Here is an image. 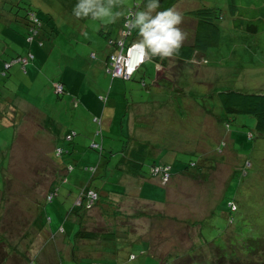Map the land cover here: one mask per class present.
<instances>
[{"label":"rangeland","instance_id":"rangeland-1","mask_svg":"<svg viewBox=\"0 0 264 264\" xmlns=\"http://www.w3.org/2000/svg\"><path fill=\"white\" fill-rule=\"evenodd\" d=\"M181 1L172 8L182 15L179 27L186 33L184 41L187 42L193 34L195 19L184 16L192 0ZM76 2L0 0V207L7 210L0 216V232L6 230L11 234H7L6 240L19 238L22 250L32 257L36 254L40 257L42 253L41 262L37 257L38 264L48 259L51 264L55 261V264H91L87 258L72 253L70 258L61 251L59 247L64 248L62 237L66 234L57 233L51 242L48 234L32 222L40 212L51 219L44 222L45 230L55 231L57 224L64 225L74 239L75 231L70 227L76 228L78 224L74 225L75 217L69 213L73 211L82 183L110 193L132 216L121 223L128 226L131 240L146 241L152 248L159 246L168 250L178 243L191 247L198 238L186 221L208 218L216 207L220 209L216 213L219 225L221 217L227 215L226 204L231 198L239 206L248 200L255 212L240 207L238 216L263 221L264 138L249 139L248 132L255 125L252 116L230 115L229 130L221 122L216 123L215 118L222 112L220 91L264 93V31L249 34L236 30L229 0H193L188 10L207 5L221 12V19L217 20L221 42L207 50V61L199 60L196 65L168 57L169 68H163L145 56L144 60L147 59L140 70L125 80L112 76L105 64L107 54L113 50L109 47L110 38L118 33L121 17L109 24L75 18L72 9ZM119 2L124 7L113 11H125L127 5L140 0ZM29 7L41 23L37 32L32 30V36L25 20L29 14L25 8ZM103 26L110 27L111 32ZM19 57L23 62L17 61ZM61 79L68 89L59 95L54 82ZM102 94L107 95L106 104L100 99ZM73 99L79 107H74ZM72 129L77 135L66 146L74 144L75 152L66 159L70 162L66 166L72 164L74 170L67 173L66 183L58 182L59 194L49 202L47 189L57 181L59 168L45 161L49 156L58 163L60 158L51 149L47 156L44 143L51 144L57 137L50 130L62 134ZM100 130L102 134L97 135ZM230 130L234 134L232 139ZM135 139L149 144L142 161L143 176L151 175L154 163L171 169L175 178L164 181L167 192L158 184L157 177L138 186L132 177L123 178V172L116 168L122 150L125 153ZM222 141L228 145H222L224 150L220 154L217 147ZM94 142L102 144L103 149H93ZM206 155L217 165L206 177L203 173L196 177L180 174L184 170L195 171V167L188 169V165L202 161ZM85 165H98L95 175L85 170ZM125 187L127 193L123 195ZM157 193H165L167 202L159 204L163 198ZM89 212L98 218L97 224H103L99 207ZM15 215L20 216L27 229L21 226V231L20 228L11 230L9 221ZM28 229L32 233L23 236V230ZM132 251L138 259L127 261L129 250H126L121 252V264H138L148 259L140 257L137 246L130 247Z\"/></svg>","mask_w":264,"mask_h":264},{"label":"trees","instance_id":"trees-1","mask_svg":"<svg viewBox=\"0 0 264 264\" xmlns=\"http://www.w3.org/2000/svg\"><path fill=\"white\" fill-rule=\"evenodd\" d=\"M160 3L161 8L158 10H163L165 8H172L178 3V0H160ZM141 7H143V5H141ZM25 9L29 12L25 20L29 28V36H32V30L37 32L39 28L37 26H41V23L39 24L40 18L35 13L31 14L33 11L30 7ZM134 10L135 9H133V11ZM229 11L232 16V24L236 30L244 31L249 34H258L264 31V0H229ZM186 15L195 19L192 37L190 41H183L178 53L171 57H177L184 62L198 65L197 62L199 60L205 59L207 61L205 53L209 48L220 45L221 28L217 23V20L221 19V12L217 7L204 5L200 7L197 6L194 10L187 11ZM36 19L38 22L36 21L35 23L34 21ZM124 22L122 21L119 30V39L110 38L109 47H112L113 50L106 56L105 64L107 70L114 77H122L115 76L110 71L113 69L110 56L114 52L118 53V41L126 38L125 41L127 44H133L139 39L136 30L126 29L124 27ZM100 31L103 35L107 36L104 30L100 29ZM123 31L130 35L123 37ZM107 38H109V36H107ZM32 56L34 57V55ZM150 59L155 61L157 65H162L163 68H169V64L167 63L168 58L161 60L159 57H152ZM17 61L23 62L20 57ZM144 63L145 61L135 71H139ZM5 64H8V62H5ZM11 64L12 63H10V65ZM180 70L184 69L180 68ZM135 71L129 78H122L125 80L131 79ZM179 73L180 72L177 73V77ZM165 76L170 78L168 72H165ZM176 78L174 80H176ZM164 80H167V78ZM169 81H172V79ZM54 89L59 95L67 93L68 88L64 79L55 81ZM218 96L222 112H220L216 118L214 117L216 123L219 124V122H221L225 128L229 130L231 127L230 115H249L255 119L254 128L250 129L248 132L249 139L253 137L264 138V93L225 89L220 91ZM100 99L104 101V104L107 103V95H100ZM73 105L74 107L80 106V104L77 103V100L74 101V99ZM96 120L101 123V118L97 117ZM49 132L52 133L53 136L57 135V137L53 138L51 144L48 141L44 143V146L47 145V148L44 147L45 154L48 156L47 153L51 149L54 150L55 155L60 158V162L58 163L52 160L49 156L47 157L49 159H46L45 161L52 165L53 168H59L58 175H56L58 176L57 181H53L52 184L49 185L50 188L47 189L46 199L50 202L59 194L58 182L62 181V183H66L68 181L67 173L74 170L72 164L66 166L70 163L66 159L74 154L75 146L73 144L72 147H67L66 144H68V142L73 143L77 132L73 129L69 131L65 130L62 134L59 133L58 130H50ZM230 132L232 139L234 134L231 130ZM99 134H102L101 130L97 133V135ZM62 141L63 144L56 145V142ZM148 145V143L136 139L131 141L128 150L125 153L124 150H122V155L115 166L123 172V178H128V176L130 178L132 177L135 180L134 184H138V186L146 180L150 182L154 177H157L160 182L157 183L162 187H165L167 192L168 186H166L167 184H165L164 181L166 179L170 180L171 177L172 179L175 178L171 173V169L168 168L167 165L154 163L151 166L150 176L145 177L141 174L142 161L146 157ZM222 145L226 146L228 144L226 141L221 142L217 147V152L220 154L223 153L224 150L222 149ZM92 147L96 150L103 149L102 144L98 142H96V144L93 143ZM188 166V169L195 167V171L184 170L180 174L186 173L189 176L196 177L198 174L203 173L206 177L211 170L217 168V165L214 160L212 161L210 155L204 156L202 161H192ZM84 169L89 171L93 176L98 170V165L92 167L85 165ZM126 193L125 187L123 195H126ZM109 194L110 193L103 192L101 188H95L90 184L86 185V183H82L78 197L76 198V204L73 208L74 212L70 211L69 213V216L74 215L75 220L77 221H75L74 225L78 224L76 225V228L74 226L70 227V230L75 231L74 239H72V234L70 235L71 232H67L64 225L58 226L57 224L55 231L45 230L43 225L44 222L46 220L51 221V219L46 215L43 217L42 213L38 212V207H36L38 213H36V218L32 222L35 224L34 226H38L48 234V240L51 242L54 241L57 233L66 234L67 236L62 237V243H65L63 246L64 248L59 247L61 251L64 250L70 258L71 253L73 256L87 258V261L91 264H99L101 262L109 264L110 261H112L113 264H121V254L126 250H129L127 261L136 260L138 259V255L134 251L130 252V247L136 246L141 251L140 257L148 258L147 260H142L138 264H264V220L256 221V219L247 218L246 215H240L241 217L238 216L240 214V207H246L247 210L251 209L248 200L241 206H239L237 201L233 198L228 200L226 204L227 215L221 217V223L219 225L217 224L216 213L220 212V209H216V207L210 212L208 218L204 217L195 221L187 220L186 225L193 228V232H195L194 235L198 238L197 241H193L194 243H192V246L189 248H185L182 243H178L180 245L168 250H163V248L159 246H154V248H152V244L150 246L146 241L136 243V241L131 240L128 236V233H130L127 228L128 226L121 225V223L124 222L126 218L132 216L126 211L127 209L120 207L117 204V201H114ZM158 196H162L161 198H163L158 202L159 204L167 202L168 198L164 199L165 193H159ZM152 203L157 202L154 201ZM95 206L100 208L103 224H97L98 218L94 217L89 212V210ZM2 208L3 207H0V216H3L1 215L3 214L2 212L7 211H3ZM80 211L84 212L80 213ZM249 212L255 214L252 209ZM76 215H78L80 219ZM153 215L160 216L159 214ZM164 216L165 215L162 214V217ZM14 217L9 221L10 227L12 228L11 230L17 231L18 228H20L21 231V226H23L22 223L24 224V221L21 220L19 215H15ZM26 223L27 222H25V224ZM29 227H31V224H29ZM23 228L25 227L23 226ZM30 229H28V231L26 230L27 232H24L23 230V236L32 233V230ZM7 234L9 233L6 232V230L0 232V264H38L39 261H37V259L39 258L38 260H40L42 253L40 254V257H38L37 254L33 257L30 256L22 250L19 238H16V241L12 238L6 240ZM9 235L11 236V234ZM68 235H70V237H68ZM55 242L57 244V241ZM46 257L48 256L44 255V258L48 259ZM49 258H55V256L49 255ZM49 260L51 259L45 260L43 264H51ZM55 263L56 261L53 264Z\"/></svg>","mask_w":264,"mask_h":264},{"label":"clouds","instance_id":"clouds-1","mask_svg":"<svg viewBox=\"0 0 264 264\" xmlns=\"http://www.w3.org/2000/svg\"><path fill=\"white\" fill-rule=\"evenodd\" d=\"M123 7L119 0H77L72 15L75 18H90L103 24L114 23L123 16L124 27L136 30L139 39L133 44L144 56L164 60L178 53L186 39V33L179 27L182 15L178 11L173 8L158 10L161 8L160 0H140L139 3L127 5L125 11H113L114 8ZM93 56L96 55L93 53Z\"/></svg>","mask_w":264,"mask_h":264},{"label":"built area","instance_id":"built-area-1","mask_svg":"<svg viewBox=\"0 0 264 264\" xmlns=\"http://www.w3.org/2000/svg\"><path fill=\"white\" fill-rule=\"evenodd\" d=\"M129 35L130 34L125 31L122 32L123 37ZM125 39L118 41V53L114 52L110 56V59L112 60L111 65L113 66V69L110 71L115 76L129 78L130 75L140 67L145 56L140 50H138V48H135V44L126 46Z\"/></svg>","mask_w":264,"mask_h":264},{"label":"crops","instance_id":"crops-1","mask_svg":"<svg viewBox=\"0 0 264 264\" xmlns=\"http://www.w3.org/2000/svg\"><path fill=\"white\" fill-rule=\"evenodd\" d=\"M181 2H182L181 0H178V3H177L176 5H174V6H177V5L180 4ZM192 2H193V0L188 4V9H190V8H189V7H190L189 5H191ZM184 4H185V6H187L186 3H184ZM182 9H185V8L182 7ZM188 9L185 10V15H184V16H188V15H186V12H187V11L194 10V9H191V10H188ZM123 19H124V17L122 16V17H121L120 24H119V28H118V33L116 34V36L114 37V39L117 38L118 35H119V30H120V27H121V25H122V21H123ZM104 28H106V29L109 31V33H110L111 30H112L110 27H105V26H104ZM190 29H191V28H190ZM190 29H189V30H190ZM191 37H192V36H191ZM184 43H185V42H184ZM173 58H174V59H179V58H177V57H173ZM179 60H180V59H179ZM181 61H182V60H181ZM158 66H159V64H158ZM157 69H158V67H157Z\"/></svg>","mask_w":264,"mask_h":264},{"label":"water","instance_id":"water-1","mask_svg":"<svg viewBox=\"0 0 264 264\" xmlns=\"http://www.w3.org/2000/svg\"><path fill=\"white\" fill-rule=\"evenodd\" d=\"M135 48H137V47H135ZM139 50V49H138Z\"/></svg>","mask_w":264,"mask_h":264}]
</instances>
